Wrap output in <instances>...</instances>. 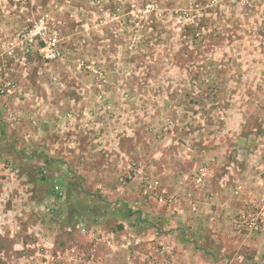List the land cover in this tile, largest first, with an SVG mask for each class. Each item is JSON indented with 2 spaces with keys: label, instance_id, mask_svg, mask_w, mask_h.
<instances>
[{
  "label": "rangeland",
  "instance_id": "1",
  "mask_svg": "<svg viewBox=\"0 0 264 264\" xmlns=\"http://www.w3.org/2000/svg\"><path fill=\"white\" fill-rule=\"evenodd\" d=\"M141 1L148 9L138 12L130 5L135 0H0V11L24 3L33 23L36 12L47 25L53 21L63 53L45 66L35 50L24 67L28 87L34 90L38 79L48 98L44 146H35L33 131L23 138L5 132L0 113V239L41 236L60 264H72L74 254L92 256L107 246L102 236L121 243L116 232L145 237L152 230L159 264H176L177 241L211 257L206 264H264V226L256 232L240 226L242 217L258 220L264 212V180L242 173L247 144L264 128V0ZM1 14L3 42L14 19ZM65 82L76 100L62 97ZM87 94L90 108L83 110ZM28 140L32 145L25 146ZM223 149L238 157L242 174L234 181L230 171L211 167L232 156ZM203 165L208 174L196 183L192 176ZM146 179L159 181L162 202L142 194ZM54 186L62 196L52 193ZM51 205L54 216L67 211L54 241L35 225L50 217ZM124 239L128 251L141 254L136 236ZM0 244L2 253L11 247Z\"/></svg>",
  "mask_w": 264,
  "mask_h": 264
},
{
  "label": "crops",
  "instance_id": "2",
  "mask_svg": "<svg viewBox=\"0 0 264 264\" xmlns=\"http://www.w3.org/2000/svg\"><path fill=\"white\" fill-rule=\"evenodd\" d=\"M4 2V1H3ZM7 2V1H6ZM5 6L3 5V9L6 8V3H4ZM9 6L11 7L10 9H6L5 11H0V16H3L1 13H5V12H9V14L11 16H9V18L14 19V23L11 22V24H13V28L11 30H14V32H12L10 34V38L5 39L3 42H0V86L2 85V83L4 81L10 80L11 82H14L17 84V91L16 94H0V113L2 115V117L5 119V121L7 122V124L4 121V126L7 128L4 131L9 132L12 131L14 129V131H16L17 133H19V138H23V137H27V134L24 135L25 131L30 130L31 133L32 131L34 133H32V136L30 135V132L28 133L29 137H33V135L35 136V146L36 147H42L44 146V133L45 130H47V123H50V118L45 117V109H46V105H47V97H45V95H43V87L41 88V86H37L38 83V79L35 80V89L32 90L31 88H29V83L31 82V80L26 77L25 75V70L24 67H27L29 64L27 61L30 62V56L32 54H30L27 59L26 62H19V53L20 50L17 48L14 50L13 53L11 52V49H9L8 44L10 43V41L12 40L13 36L19 32H22L24 30H27V26L29 25V23H33V19H30L26 14L23 13V10H27L28 8L27 6L24 7L23 4L24 3H15V2H10L8 3ZM1 6V5H0ZM37 16L32 17L35 18L37 20L42 19L43 16H39V14H41L40 12H36ZM10 22V21H9ZM35 23V22H34ZM33 23V24H34ZM9 32V31H8ZM8 34V33H7ZM7 34L5 36H3L4 38L7 36ZM38 53L39 51L37 50V48L35 49ZM34 50V51H35ZM35 51V52H36ZM41 53V52H40ZM37 54V53H36ZM35 59L39 60V54L38 56L35 55ZM35 61L36 65L37 62ZM14 61V63H13ZM34 63V62H33ZM18 64V68L19 70H17L16 68H14L16 65ZM44 65V64H43ZM65 85H68L67 82H65L63 84V90H65L64 87H67ZM70 89H73L72 86L69 87ZM68 88V89H69ZM74 90V89H73ZM66 91V92H65ZM65 95H62L63 98L66 99L67 102H70V100H76L75 97H70V90L68 93V90H65ZM66 96V97H65ZM89 97V94H87L83 99V101H85V103H83V105H81V102L79 104V107H83L85 110V108H88L87 106L90 105L88 102H86V99ZM74 98V99H72ZM30 122V124H29ZM39 123L41 128L39 127ZM10 127V128H9ZM31 127V128H30ZM35 127V128H34ZM49 128V127H48ZM262 134L261 136H259V138L257 140H251L247 146H248V153L249 155L246 158H242L243 162L245 165V172L242 171L243 176L246 177V180L249 179L251 181V179L254 180H264V128H262ZM4 132V133H5ZM211 138L213 139L214 136H211ZM39 139V141H38ZM27 140V139H25ZM10 141V140H9ZM34 143V142H33ZM216 143H218L217 140L213 141V144H211V147L216 145ZM28 145H32V142H30L29 140L27 141V144L25 146ZM228 148V147H227ZM219 146L216 147V151L219 152ZM223 153L228 152L229 154H232V156H225V160L224 159V155H223V161L224 164L220 165V162H216L213 160V163H211V167H218V171L219 172H225V170H228L232 173V181H234V178H236L235 174H239L241 172V168H238L236 165V160L238 159L237 155H235V153H231V150H222ZM207 153H205L204 151L201 152L200 157H204L206 156ZM217 155V154H216ZM222 155L221 153L218 155L220 156ZM26 160V163L28 161V159H24ZM48 160V158H46V161ZM38 162L40 164H42V160H38ZM222 162V161H221ZM46 163H49L48 161ZM70 163V162H68ZM75 164V163H73ZM226 166L225 169H223V166ZM59 171H61L63 173V169L60 167L58 168ZM76 170V167H75ZM240 173V174H242ZM239 174V175H240ZM63 175V174H62ZM215 175V174H214ZM229 175V174H228ZM59 176V175H58ZM215 176H213L214 178ZM223 176H221L220 178H222ZM28 178L27 174H23L22 179H26ZM219 177H216L214 179L218 180ZM219 178V180H220ZM228 187L234 188L233 184L228 183ZM20 194L25 196H30L33 194L32 191H28L27 189L23 190L20 189ZM209 192V193H208ZM208 192L205 193L212 195V191L208 190ZM251 192V191H250ZM256 192H263V190H256ZM53 193V191H52ZM222 195H226L227 192L224 191L221 193ZM250 194V193H249ZM47 196V195H46ZM51 195H48L47 198L49 199ZM249 197V196H248ZM63 213H61V215H57L56 216H50V217H45L42 218L41 216L38 217V222L35 224L36 228L41 229L42 231H44L46 234H48L46 237H49L50 239H52L54 241L55 239V235H56V231H58V226L57 224L61 221V219L65 220V218H63V216H65L67 213V211L65 209L62 210ZM93 220L95 221H100V218L98 215L92 217ZM35 219V216L34 218ZM102 223V222H101ZM104 225V224H102ZM105 226H107L105 224ZM127 227L124 225V229H126ZM36 230V229H35ZM148 236L142 235V234H137L135 235L134 233L130 232L131 234H127L125 232H116V235L118 237H120V242L119 243L117 240L113 241V243L116 242V246L113 245L111 248L105 245H99L98 247L95 248L96 252L95 255L90 256V253H78V254H74V256H72V258H69L67 253L66 255L68 256V258L74 259V263L72 264H142V260H144V258H147V264H159L157 263V258H158V254H156V241L157 238L155 237L156 231L153 232L152 230H148ZM128 235V236H127ZM44 236V235H43ZM130 237H137L139 239L140 243V252L141 254L138 252H135V247H133V249L130 251L127 250V247H124V243L126 242V240L124 239L125 237L129 238ZM122 239V241H121ZM0 241L4 242V247L7 244H10L11 247L8 251H5L4 253H2L0 251V264H39L40 261H37L36 259H40L39 257H36V251H37V244L38 241L37 240H32L31 242H27L26 241H19L17 240L16 242H12L9 238L7 239H0ZM133 241V240H132ZM174 244V241L173 243ZM1 245V244H0ZM87 249L89 248V245H87ZM176 246V250H175V255H174V262L176 264H206L204 263V259L205 261H209L212 260L211 257L206 256L203 254V252L196 250L194 248L191 247H187L186 245H184V247L182 246V244L177 241L175 243ZM143 252H145V254H143ZM48 256L53 257L56 255V253L54 251H51L48 249L47 251ZM148 253H151L152 259L148 260ZM5 254V255H3ZM58 254V253H57ZM88 255V256H87ZM146 255V256H145ZM34 257L35 256V261L33 263H29L28 259H30V257ZM157 256V258L155 259V257ZM135 257H138V260H135ZM2 260V262H1ZM68 260V259H67ZM95 260V263L92 262ZM63 261V260H62ZM66 261V260H65ZM60 260L58 259H54L52 264H60L59 263ZM159 262V261H158ZM66 264V263H64Z\"/></svg>",
  "mask_w": 264,
  "mask_h": 264
},
{
  "label": "built area",
  "instance_id": "3",
  "mask_svg": "<svg viewBox=\"0 0 264 264\" xmlns=\"http://www.w3.org/2000/svg\"><path fill=\"white\" fill-rule=\"evenodd\" d=\"M211 2H214V0H210ZM131 7L134 8L135 10L140 12L141 9L147 8L148 4L144 2H137L135 0V4L130 3ZM123 6L121 5L116 14V18L118 19L120 16L122 17V8ZM130 7V6H129ZM141 7V8H140ZM148 9V8H147ZM131 10V9H130ZM132 12V10H131ZM115 14V13H114ZM113 14V15H114ZM129 15V14H127ZM131 16V15H129ZM45 17L43 16L42 19H39L38 22L32 24L30 28L27 30H24L22 32H19L15 34L8 44L9 49H11L10 53H13L15 49H19V62H26L27 57L33 53V51L37 48L39 51V54L41 55L43 64L45 66H48L54 61H58L62 59L63 53H62V48L60 45V39H59V30L55 28L54 22L52 21L51 25L49 26L45 23L44 21ZM134 19V18H133ZM137 21V18H135V22ZM136 25V23H135ZM149 31H151L149 29ZM136 49V48H135ZM41 52V53H40ZM17 84L14 82H11L10 80L4 81L2 85L0 86V94H16L17 91ZM209 171L208 165H203L199 169H196L194 175L192 176L193 179L195 180L196 183H202V181L205 180L207 174ZM147 182L145 185L143 184V190L142 194L146 196L148 199L156 200L157 198H161L162 196L166 195V193L162 190H159V181L154 179V180H149L146 179ZM200 183V184H201ZM54 195H63V191L60 190L58 186H54L52 189ZM164 194V195H163ZM173 196V195H170ZM159 202H162L161 199H159ZM173 199L168 200V203H172ZM47 210V215L54 216V210L55 207L52 205L46 209ZM256 217L258 220H251L249 221V217H242V220H240V226L242 228H245V230L249 231H258L260 228H262L264 225V212L263 210L258 211ZM63 218H66L63 216ZM82 225V224H81ZM84 226V225H83ZM79 230H82V226L80 228H76ZM83 231V230H82ZM43 238L40 236L38 239V244H37V251L35 256L39 257L40 259H36L37 261H40L39 264H52L53 260L59 259V256L56 257H50L48 256V249L45 247V244L42 243ZM101 241L103 243H106L107 246H112L113 241L109 240L108 238H104L102 236ZM128 245V243H127ZM35 256L30 257L28 259L29 263H33L35 261Z\"/></svg>",
  "mask_w": 264,
  "mask_h": 264
}]
</instances>
